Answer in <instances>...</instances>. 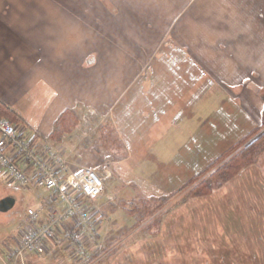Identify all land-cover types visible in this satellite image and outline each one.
<instances>
[{"label": "crops", "instance_id": "0c3cea01", "mask_svg": "<svg viewBox=\"0 0 264 264\" xmlns=\"http://www.w3.org/2000/svg\"><path fill=\"white\" fill-rule=\"evenodd\" d=\"M9 7L7 2L0 0V103L18 115L20 123L17 124L33 131V134H28L29 137L48 141L59 118L66 111L77 109L111 126L122 142V147L116 150L95 141V138L81 142L83 146L98 144L104 154L103 159L86 157L88 160L85 163L80 158L71 161L65 150L57 146L64 150L63 154L73 170L91 167L103 175L112 168L113 176L120 182L127 180L138 186L140 191L136 194L140 197L166 199L172 194L174 185L184 184L201 167L215 159L216 150L225 151L229 147L230 140L227 144L226 136H242L253 127L251 119L254 117L248 115L246 85L242 89L238 88L236 81L216 79L214 71L206 69L210 65L197 50L183 49L178 45L156 49L146 62L141 63L129 53V49L116 45L114 39L111 44L118 49L103 51L98 37L105 39L104 34L90 32L95 19L76 15L65 1L33 3L32 17L10 15ZM130 61L131 64L127 63ZM37 120L40 121L38 125L33 122ZM217 137H221L219 143ZM112 152L124 155L118 154L115 158L116 154ZM36 190L40 191L35 202L38 210L42 211L37 223L40 225L48 211L57 207L51 201V193ZM106 191L105 186V194ZM104 196L96 200L101 205V211L93 216L97 225L96 240L95 237L90 238L87 232L82 234L87 248L99 247L104 227L109 228L102 216L110 206L103 200ZM256 196L263 197V194ZM135 197L137 195H133L132 200ZM197 200L177 204L174 200L170 205L165 204L166 209L170 208L172 212L169 215L167 212L162 218L158 234H148L128 245L125 252L111 256L105 264L175 259L178 246L188 250L198 248L201 242L198 227L194 229L188 223L189 227L187 224L183 227L178 225L171 230L166 226L173 213L193 209ZM121 201L119 203H124ZM128 203L130 205L131 202ZM261 210L253 211L261 213ZM243 219L245 222L241 223L239 237L241 246L249 248L250 256L252 249L259 254L258 249L264 248V217L256 215L257 222L245 215ZM30 225L27 218L20 226V233ZM126 228L129 227L117 226L112 232ZM181 232L188 236L185 241L179 240ZM132 238L133 235L127 237L125 242ZM64 240L52 242L49 249L53 250ZM17 241V238L13 240L14 245ZM147 243L159 245V253L146 256L142 248L148 247ZM168 246L172 248V254L162 255L161 249ZM130 248H136L141 253L132 255ZM195 257L201 258L198 254L192 255V252L188 258ZM203 257L232 259L216 255ZM43 260L46 262L24 259L21 264H53L50 262L52 259ZM54 260L57 264H96L101 261L86 258Z\"/></svg>", "mask_w": 264, "mask_h": 264}, {"label": "rangeland", "instance_id": "374dc122", "mask_svg": "<svg viewBox=\"0 0 264 264\" xmlns=\"http://www.w3.org/2000/svg\"><path fill=\"white\" fill-rule=\"evenodd\" d=\"M1 1L10 5V15L32 17L34 12L32 4L46 0ZM57 1L69 3L76 15L95 19L91 23L94 28L90 32L104 34L105 39L94 38L98 39L99 47L103 48V51L118 49L111 44L114 39L116 45L129 49L133 57L144 63L156 49H168L178 45L180 48L184 47L183 49L197 50L210 65L206 69L214 71L216 79L236 81L238 88L242 89H244L242 86L246 85L249 97L247 109L248 115L254 117L251 119L253 127L245 135L226 136L227 144L230 140L229 147H226L225 151L216 150L215 159L201 167L184 184L174 185L171 188L172 194L166 199L149 200L140 197L136 194L140 190L135 183L127 180L120 182L113 176V169L111 168L112 171L109 169L112 176L104 181L107 193L103 200L109 202L110 206L102 214L103 221L108 222L109 228L104 227L103 236L99 239L100 246L93 248L85 246L84 254L79 255L64 240L53 250L50 249L49 253L43 255L28 253L24 259H38L42 262H46L43 259H52L50 262L57 264L54 259L86 258L99 259L101 261L96 264H105L112 258L111 256L125 252L128 245H133L148 234H158L162 218L167 212L168 215L172 212L170 208L166 209L165 204L170 205L174 200L177 204L199 199L193 209L173 213L167 219L166 225L171 230L178 225L183 227L186 224L188 227L192 225L194 229L198 227L201 239L198 248L188 250L187 247L178 246L175 249L178 252L175 259H144L145 263L139 260L133 264H264V259H260V256H264V248L258 249L259 254L252 249L250 256L249 248L241 246L239 241L243 215L252 217L253 222H257L258 214L264 217V0ZM79 111L75 109L72 118L69 115L63 119L65 125L71 118L69 124L60 129L61 138L52 140L55 146L60 145L65 150V155L71 161L80 158L85 163L89 156L92 160L103 159L104 154L98 144L80 145L83 141H92L95 138V141H100L114 150L122 147L119 136L111 126L90 114L88 122L85 123L82 118L86 114ZM33 122L38 125L40 121ZM21 127L25 138L28 134H33L29 128ZM220 138L217 137V143ZM252 142L260 149L254 161L241 166L227 180H221L215 171ZM113 152L112 154H116L115 158L124 155L122 152H118L119 155ZM204 185H208L209 188H204ZM39 193L40 191L34 188L22 189L11 185L10 179L0 174V200L9 196L15 198V204L10 210L0 212V264L6 259V252L14 246L13 240L20 234V226L28 217V209L38 210L39 206L35 202L38 201ZM259 193H262L263 197H257ZM133 195H137L134 200ZM107 196H112V200L108 201ZM119 200H123L121 202L124 203H119ZM128 202H131L130 205ZM254 209L263 210L261 213L258 211L255 213ZM99 211L101 205L98 206ZM117 226L129 228L112 232ZM132 235L133 238L125 242V239ZM187 237L181 232L179 240L185 241ZM147 246L142 248L146 256L152 257L159 253V245L151 246L147 243ZM130 249L132 255L141 253L136 248ZM171 250L170 246L161 249L162 255H171ZM191 252L192 255L198 254L201 258L189 259ZM145 254L143 253L144 256ZM213 255L232 259L203 257Z\"/></svg>", "mask_w": 264, "mask_h": 264}, {"label": "built area", "instance_id": "2783aa9c", "mask_svg": "<svg viewBox=\"0 0 264 264\" xmlns=\"http://www.w3.org/2000/svg\"><path fill=\"white\" fill-rule=\"evenodd\" d=\"M89 114L83 116L88 122ZM22 125L0 118V174L22 189L35 188L51 193L57 209L48 211L46 219L37 225L41 210L28 209L32 225L18 236L17 244L6 252L4 264H21L28 253L43 255L52 242L65 239L79 255L84 254L83 233L94 239L97 232L93 216L98 202L105 194L104 181L110 179L109 170L103 175L94 168L73 170L63 152L53 143L37 138H25ZM108 201L112 196H107ZM75 253V254H76Z\"/></svg>", "mask_w": 264, "mask_h": 264}, {"label": "trees", "instance_id": "16d2710c", "mask_svg": "<svg viewBox=\"0 0 264 264\" xmlns=\"http://www.w3.org/2000/svg\"><path fill=\"white\" fill-rule=\"evenodd\" d=\"M69 115L72 118L74 115V112L71 110H68L63 114V116L59 118V120L56 123L55 131L51 133V135L49 136L51 140H54V139L58 140L61 138V136H59L60 131H61L60 129H62L65 125L69 124V121L71 118L69 119V121L68 120L66 121L67 124L65 123V125L63 124L62 121L65 117ZM1 117L7 118L8 120H10L11 122L15 124L20 123V119L18 115L13 110L8 108L4 104L0 103V118ZM263 123H264V113H263ZM254 143L255 142L247 144L239 153L235 154L229 161L225 162L221 167H219L218 170L215 171L217 176L221 180L225 181L228 178H230L235 172H237L241 166L251 164L254 161L255 155L260 150L258 146L257 147L254 146ZM204 188L207 189L209 188V186L204 185ZM199 191H200V187H199Z\"/></svg>", "mask_w": 264, "mask_h": 264}, {"label": "water", "instance_id": "95a60500", "mask_svg": "<svg viewBox=\"0 0 264 264\" xmlns=\"http://www.w3.org/2000/svg\"><path fill=\"white\" fill-rule=\"evenodd\" d=\"M15 204V199L13 197H5L0 200V212H6L10 210Z\"/></svg>", "mask_w": 264, "mask_h": 264}]
</instances>
